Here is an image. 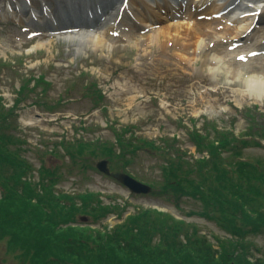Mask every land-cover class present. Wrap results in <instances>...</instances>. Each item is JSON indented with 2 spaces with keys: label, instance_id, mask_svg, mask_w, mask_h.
Instances as JSON below:
<instances>
[{
  "label": "rangeland",
  "instance_id": "1",
  "mask_svg": "<svg viewBox=\"0 0 264 264\" xmlns=\"http://www.w3.org/2000/svg\"><path fill=\"white\" fill-rule=\"evenodd\" d=\"M44 1L50 19L37 15L39 21H32L31 27L15 24L6 17L0 19V103L14 115L2 131L8 153L16 154L17 150L29 167H42L43 176L54 179L47 182L45 178L44 187L67 197L68 208L79 209L72 227L102 231L143 209H154L189 224L191 229L195 227L198 236H205L207 243L217 250L218 241L230 236L219 225L226 215L212 211L209 216L215 219L206 217L202 215L205 207L200 199L176 196L174 191L164 189L167 168L162 167L168 160L175 162V156L181 158L180 162L201 157L190 141L193 124L201 130L204 123L209 131L199 133L212 138L215 137L212 128H218L244 139L242 134L251 123L243 115L244 110H239L258 105L257 114L253 115L264 124V92L257 102L237 81H224L222 72L212 75L209 69L214 64L203 66L199 61L202 57L192 48L177 50L172 41L160 36L158 43L152 42L159 26H180L185 21L167 20L163 16L165 21H157L151 29L144 22L141 29L117 37L107 21L120 0H112L114 10L104 15L106 20L94 28L95 38H100L99 47L81 54L72 34L56 30L74 18L68 9L61 13L67 3ZM233 1L236 0L230 3ZM242 2L255 5L264 0ZM5 5L12 12L18 8L19 14L26 9L23 0H0V12ZM38 6L39 0H29L28 9ZM260 20L263 26L260 24L250 32L242 46L237 47L236 55H230L227 46L232 44L237 30L226 26L224 18L210 28L203 26L205 36L197 51L212 49L210 56L223 60L220 66L226 62L231 67L243 65L247 56L241 50L247 48L250 40L254 44L263 35L264 12ZM39 27L45 29V34L32 32H38L35 29ZM221 40H226L225 45L208 46ZM260 62L264 65V57L254 56L253 61L245 62V69L254 71ZM143 140L150 141L146 146L153 151L143 148ZM261 144L263 147L246 148L244 156L264 164V141ZM121 148L128 151L122 160L114 157ZM107 149H112V153ZM104 160L112 174L122 173L126 168L127 174L141 182L149 185L152 181L155 189L149 194H130L114 176L96 169V164ZM184 168L178 172L180 180L195 179L194 175H186ZM182 185L188 187L186 182ZM89 192H94L91 194L98 196L102 205H118L120 209L92 223L83 209L88 211L94 201L79 198ZM259 200L264 203V191ZM82 216L85 222L80 221ZM250 240L262 248L264 229L254 233ZM3 241H0V264H16L10 254H4Z\"/></svg>",
  "mask_w": 264,
  "mask_h": 264
},
{
  "label": "trees",
  "instance_id": "2",
  "mask_svg": "<svg viewBox=\"0 0 264 264\" xmlns=\"http://www.w3.org/2000/svg\"><path fill=\"white\" fill-rule=\"evenodd\" d=\"M253 114L251 108L244 113L251 123L242 134L244 139L217 128H212V138L192 126L190 141L201 157L180 162L175 156V162L168 160L162 167L167 168L164 189L200 199L206 217L212 211L226 215L219 225L230 236L219 240L215 250L205 236H198L195 227L153 209L130 215L110 230L72 227L79 209L68 208L67 197L44 187L45 178L47 182L54 179L44 177L41 167L38 180L32 181L28 164L17 150L8 153L2 132L7 113L0 104V241L4 240V254H10L16 264H264V244L257 248L250 240L264 229V203L259 200L264 191V164L244 156L246 148L263 147L264 124ZM206 130L203 124L202 132ZM142 142L143 148L153 151L146 146L150 141ZM126 151L121 148L114 157L122 160ZM182 167L195 179L180 180ZM81 197L94 201L88 211L83 209L92 223L120 209L102 205L92 194Z\"/></svg>",
  "mask_w": 264,
  "mask_h": 264
},
{
  "label": "bare ground",
  "instance_id": "3",
  "mask_svg": "<svg viewBox=\"0 0 264 264\" xmlns=\"http://www.w3.org/2000/svg\"><path fill=\"white\" fill-rule=\"evenodd\" d=\"M136 0H129L128 3V7H132L133 5H135ZM150 1V0H148ZM154 1L152 3V5H149L150 10H152L151 8H153L152 6H155V11L159 12L161 14L160 11H162V9H165L162 4L163 3H167L166 5V11L169 8V4H176L174 0H162L163 2H160V0H152ZM180 1H184V0H180ZM81 5L83 6L82 10L83 12L86 11L87 9V4L84 5V2H81ZM103 5L105 6V8H107L108 4L103 3ZM207 5L209 7L206 8H212L210 12L212 11H219L221 9H223L225 7V5H221V4H215L213 3L211 0L207 2ZM257 9L256 10H260L262 8V6H256ZM196 10V8H194L192 5L189 6V12H184L183 19L185 20V25H180V26H175V25H166L163 26L162 28H160L159 30H157L156 32L153 33L152 38L155 44L158 43V37H164L165 39H169L168 41H172V43H174V46L176 47V49H184L187 50V48H192L194 53H198L202 59H200L199 61L202 62L203 66H210L212 64H214V66H211L210 73L212 75H215L218 72H222L224 74V81L226 82H238L243 88H244V92L249 94V97H251L253 100H257L259 98H261L263 92H264V75H262L259 72V68L262 65H258L257 68H254V71H250L245 69V65L242 64H235L230 68L229 63L227 62L225 65L223 64V66H220L219 64H221L222 59L220 57L217 56H210V51H212V49H206L204 50L203 48L200 51H197L199 46L201 45L203 39L202 37L205 36V31L203 30V26L212 25V22H208L211 17L210 16H203L200 17L199 12L193 14V10ZM252 10V12H251ZM248 10L250 12H246V14L248 15V17L246 19L243 20H239L238 16L242 13L239 12V10H235L230 12L231 14L229 15V19L232 21L234 20L235 24L237 25L236 27V33H235V38H241L242 37H247L248 34L250 33L249 31H246L248 28H251V23L253 22V17H251V14H254V10L255 9H251ZM97 12V11H96ZM201 13L202 15L205 14V8L201 9ZM247 15H243V16H247ZM156 19H158L159 17L157 15ZM15 19L17 18V16L14 17ZM145 17H143L144 19ZM152 18V17H151ZM162 18V17H161ZM160 20V19H158ZM157 20V21H158ZM141 21V18H140ZM121 25V24H120ZM226 29V28H225ZM89 34V33H88ZM263 35L261 36V38H256L254 40V44H253V39L250 40L249 44L253 45L251 48H247L251 51H253L254 49H257L260 45L261 42H264V29H263ZM76 41L81 42L80 44H89L92 46V48L89 49V51L87 53L90 52H94L96 51V49L99 47V41H95L92 36L89 34V36H85V37H78L76 39ZM209 42V41H208ZM207 42V43H208ZM221 42H224L223 40L217 42H212V43H208V46L210 45H220ZM261 49V48H258ZM181 53H184V51H180ZM235 51L231 52L230 55H235ZM254 58L251 59V61ZM264 69V66H263Z\"/></svg>",
  "mask_w": 264,
  "mask_h": 264
},
{
  "label": "water",
  "instance_id": "4",
  "mask_svg": "<svg viewBox=\"0 0 264 264\" xmlns=\"http://www.w3.org/2000/svg\"><path fill=\"white\" fill-rule=\"evenodd\" d=\"M86 35H88V34L81 32V33L77 34V37H83ZM82 46H84V45L81 44L80 47H82ZM98 168L101 171H104L106 174H108V170L105 167V162L98 164ZM118 179L122 184H124L130 190L131 193H147V192H149L150 188L148 186H145V185L135 181L134 179L130 178L127 175H121V176H119Z\"/></svg>",
  "mask_w": 264,
  "mask_h": 264
},
{
  "label": "snow or ice",
  "instance_id": "5",
  "mask_svg": "<svg viewBox=\"0 0 264 264\" xmlns=\"http://www.w3.org/2000/svg\"><path fill=\"white\" fill-rule=\"evenodd\" d=\"M241 59H243V57H241Z\"/></svg>",
  "mask_w": 264,
  "mask_h": 264
}]
</instances>
